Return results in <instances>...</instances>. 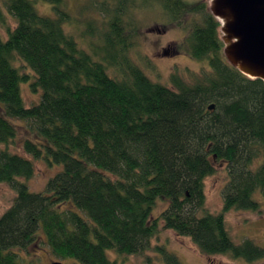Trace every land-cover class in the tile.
Instances as JSON below:
<instances>
[{
  "label": "trees",
  "instance_id": "obj_1",
  "mask_svg": "<svg viewBox=\"0 0 264 264\" xmlns=\"http://www.w3.org/2000/svg\"><path fill=\"white\" fill-rule=\"evenodd\" d=\"M39 1L52 5L41 13ZM98 21L87 23L91 50L67 25L66 0H0V183L16 191L0 214V264H32L22 254L37 242L73 264H121L109 257L143 253L162 228L189 236L208 256L247 263L264 259V247L236 243L227 224L232 209L264 214V80L227 59L222 23L206 0H92ZM157 5L166 28L185 31L178 50L207 62L191 77L173 73V87L154 81L133 58L141 32L138 14ZM16 20L8 23L5 10ZM42 90L27 106L22 84L33 74ZM215 104L213 109L210 108ZM15 119L28 123L24 154ZM27 155L31 156L29 158ZM62 165L43 192L25 180L35 160ZM224 161L228 181L223 210L206 206L205 179ZM168 205L159 216V199ZM167 264H184L164 249Z\"/></svg>",
  "mask_w": 264,
  "mask_h": 264
},
{
  "label": "rangeland",
  "instance_id": "obj_2",
  "mask_svg": "<svg viewBox=\"0 0 264 264\" xmlns=\"http://www.w3.org/2000/svg\"><path fill=\"white\" fill-rule=\"evenodd\" d=\"M197 1V0H191ZM209 5L211 0H206ZM68 10L72 13L74 23L67 25V28L80 41L81 45L87 50H91V40L99 41L98 37L94 38L87 33V23L98 21L99 14L94 9L92 0H66ZM37 9L44 14H52V5L39 1L36 4ZM6 19L10 25L15 26L16 20L4 9ZM161 12L157 5L145 8L138 14L141 32L136 40V46L132 50L133 58L144 69V71L154 80L173 87L171 76L173 73H179L186 78L191 77V72H201L207 67V62L196 60L186 53L178 50V44L184 39L185 31L178 28L166 29L161 22ZM0 34L7 38V31L0 24ZM15 63L23 71L29 68L24 66L25 62L16 57ZM29 72L33 74L30 69ZM32 80L22 84L23 96L27 106H32L41 100L42 90L35 91L32 88ZM19 126V135L16 140L11 142L8 148L16 153L24 154L22 143L27 136L29 125L25 121H14ZM6 145L0 144V148ZM32 159L31 156L27 155ZM216 173L205 179L206 206L214 213H220L223 210V187L228 181L227 166L224 161H214ZM35 175L25 180L31 191L43 192L51 177H53L62 165H50L46 160H35ZM17 193L7 183H0V214H3L13 204ZM255 198L259 200L264 208V195L257 191ZM167 201L159 199L154 211V216H159L167 208ZM227 224L231 235L236 243L242 242L249 238L254 240L258 245L264 247V214L252 210L232 209L226 213ZM151 248L143 253L122 255L116 250L108 249L107 253L113 260L121 264H167L164 254L156 247H164L168 252L176 254L184 264H264L261 261L247 263L244 259H234L230 255H212L203 254L198 246L189 236H180L170 229L162 228L160 233L152 239ZM22 254L27 261L32 264H53L54 262H63V264H73V258L60 259L51 251L47 243L37 242L29 247L28 251Z\"/></svg>",
  "mask_w": 264,
  "mask_h": 264
},
{
  "label": "water",
  "instance_id": "obj_3",
  "mask_svg": "<svg viewBox=\"0 0 264 264\" xmlns=\"http://www.w3.org/2000/svg\"><path fill=\"white\" fill-rule=\"evenodd\" d=\"M209 7L222 23L229 62L245 75L264 80V0H211Z\"/></svg>",
  "mask_w": 264,
  "mask_h": 264
}]
</instances>
